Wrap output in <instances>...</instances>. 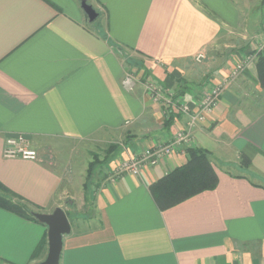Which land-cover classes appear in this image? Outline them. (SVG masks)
Instances as JSON below:
<instances>
[{
	"label": "crops",
	"instance_id": "0c3cea01",
	"mask_svg": "<svg viewBox=\"0 0 264 264\" xmlns=\"http://www.w3.org/2000/svg\"><path fill=\"white\" fill-rule=\"evenodd\" d=\"M262 42L264 0H0V184L37 213L64 211L70 233L58 264H264ZM233 57L244 70L187 147L138 176L115 174L186 129L187 115L153 101L141 80L195 111ZM126 73L140 79L132 91ZM18 134L35 161L3 157L5 139ZM188 147L209 153L217 186L161 209L150 186L187 163ZM46 233L0 208V260H44L47 247L31 256Z\"/></svg>",
	"mask_w": 264,
	"mask_h": 264
},
{
	"label": "built area",
	"instance_id": "2783aa9c",
	"mask_svg": "<svg viewBox=\"0 0 264 264\" xmlns=\"http://www.w3.org/2000/svg\"><path fill=\"white\" fill-rule=\"evenodd\" d=\"M263 50L264 42L258 43L255 51L260 52ZM203 58V54H198L195 60L200 62ZM242 65H245V62H242ZM242 65L236 67V71L232 76L233 78H230L229 82H232L234 77L243 70ZM135 82L137 81L134 74L126 73L122 79V86L125 90L132 91L136 85ZM226 83L221 82L218 83V85H210L198 100L196 110L193 111L180 97H176V99H166L161 88L157 87L149 79L146 80L143 87L153 101L163 103L168 107L173 106L187 115L186 129L177 132L169 143L146 148L136 156L123 161L118 165L115 174L127 173L132 176H138L143 168L156 166L165 156L169 155L175 147H187L191 140L192 129L202 123L206 116L214 111L220 96L227 89ZM2 155L7 159H22L29 161H35L38 158V152L32 148L29 139L21 134L10 136L5 139Z\"/></svg>",
	"mask_w": 264,
	"mask_h": 264
},
{
	"label": "trees",
	"instance_id": "16d2710c",
	"mask_svg": "<svg viewBox=\"0 0 264 264\" xmlns=\"http://www.w3.org/2000/svg\"><path fill=\"white\" fill-rule=\"evenodd\" d=\"M258 80L264 87V55L261 53L256 58ZM171 117L167 119L170 124ZM187 163L171 171L155 184L150 186L161 209L173 206L196 194L214 190L217 186V176L212 168L209 153L203 149L186 148ZM89 172V171H88ZM0 208L7 210L20 218L39 223L33 213L36 207L9 191L0 184ZM47 247V234L32 253L31 259H38ZM0 264H9L0 260Z\"/></svg>",
	"mask_w": 264,
	"mask_h": 264
},
{
	"label": "water",
	"instance_id": "95a60500",
	"mask_svg": "<svg viewBox=\"0 0 264 264\" xmlns=\"http://www.w3.org/2000/svg\"><path fill=\"white\" fill-rule=\"evenodd\" d=\"M81 7L89 21L96 18V13L91 6L83 2ZM33 216L47 228V253L44 260L36 264H58L63 236L70 233V224L66 214L58 207L50 214L33 213Z\"/></svg>",
	"mask_w": 264,
	"mask_h": 264
},
{
	"label": "rangeland",
	"instance_id": "374dc122",
	"mask_svg": "<svg viewBox=\"0 0 264 264\" xmlns=\"http://www.w3.org/2000/svg\"><path fill=\"white\" fill-rule=\"evenodd\" d=\"M257 16V11H254V12H250V14H249V18H250V20L251 19H255V17ZM244 43V41H242L240 44H243ZM232 44H234V43H232ZM244 45V44H243ZM238 46V45H237ZM242 46V45H241ZM235 48H237V47H235ZM220 51L221 52H223V53H220ZM230 51V49H227V50H224V49H222V50H215V52H217L218 53V55H219V60H223V59H228V56H227V54H228V52ZM225 59V60H226ZM231 61H232V67L230 68V71H229V73H228V75H227V78H226V80H223V82L222 83H226V81H227V87L229 86V84H231V82H229V79L230 78H233L232 76H233V73L236 71V67L239 65H242V62H244V60H238V59H236V57L234 58L233 57V59H231ZM246 63V62H245ZM242 69L244 70V65H242ZM242 70V71H243ZM241 71V72H242ZM241 72L236 76V77H234V79H236L240 74H241ZM134 77H136L135 75H134ZM139 77L137 76L136 77V81L137 82H135V84H137L138 82H139V80L140 79H138ZM147 79H143V80H141L142 81V86L144 85V82L146 81ZM234 81V80H233ZM232 81V82H233ZM217 85H218V83H217ZM226 91V90H225ZM224 91V92H225ZM100 152H102V151H100ZM103 157V155H102V153H99V154H94V162L96 163V162H100V159ZM118 167V166H117ZM117 167H116V169H117ZM232 172H234V169L232 168ZM73 219H74V217L73 218H70V221L72 222L73 221Z\"/></svg>",
	"mask_w": 264,
	"mask_h": 264
}]
</instances>
